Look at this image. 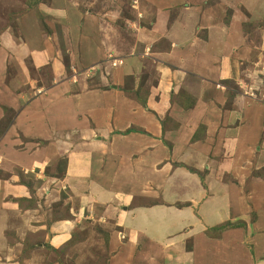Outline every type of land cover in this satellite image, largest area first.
Here are the masks:
<instances>
[{"label": "crops", "instance_id": "0c3cea01", "mask_svg": "<svg viewBox=\"0 0 264 264\" xmlns=\"http://www.w3.org/2000/svg\"><path fill=\"white\" fill-rule=\"evenodd\" d=\"M64 12L65 10H57L56 13L60 16L63 14L64 16L61 18L66 19ZM160 12L161 10L159 9V16H161ZM197 14L198 12H193L186 22L176 23L173 33L169 32L167 34L164 32L169 37L173 36L176 39H185L187 43H192L194 46L189 49L191 51H187L188 49H186L184 53L177 48L166 54L159 53L156 55L157 59H155L158 62H162V68L159 69L160 71L156 74L157 77L155 79V81H161L160 88L162 87V92L165 91L167 93L166 90L169 87L175 86L174 81H184L183 87L186 90L190 89V95L196 98L197 102L193 110L189 112H186L183 105L175 103L174 107L171 108L172 110L166 113V110H168L164 104L166 101L164 103H152L151 99L147 102L148 108L151 110L150 113L144 110L147 109L146 107L140 109L141 113H136L135 110L133 112L134 105L132 107H129V105L120 108L119 106L115 107L113 103L109 104V102L115 99V94L112 91H91L87 81L78 84L77 89H74V86L70 82H64L49 92L47 104L45 102L41 103L39 99H34L30 101L27 108H24L22 106L24 105V98L23 94H21L23 91L22 84L24 81H29L25 80L27 76L24 72V60L25 58L30 59L32 66L39 69L50 61L53 46L51 41H46L41 37L42 35L37 26L36 30H28L22 24L20 27L21 33L24 36L22 45H19L13 39L11 40L10 33H4L0 36V124L7 122L4 121L6 119V113L2 110L4 107L15 112L13 121L8 122L4 129L0 128V163L2 162L0 164V171L11 173L19 167L28 175L32 172L34 173L36 170H40L42 167L46 171L53 164V160H51L52 158L49 155L52 150L49 148L50 144H54L55 149L57 147L69 146L68 149L63 147L66 152H70L65 173V180L67 182H70L74 174H77L80 177V181H83L84 177L80 174L79 170L84 171L85 163L81 161V157L90 162L89 156L91 152H93L92 158L93 156H97V158H94V162L91 163L89 169L97 167L103 161L109 162L115 168L124 164L126 175H128V177H125L129 179L132 178L129 173H134V170L129 172V167L133 169L136 156L138 155L147 160V163L141 161L143 162V171L151 169L155 175H157L158 167L161 164H168L167 161H170V159H176L184 167L195 170L191 174L186 170L181 171L183 177L170 183L174 184L171 186V190L177 196L185 199L181 201V199L175 196L177 198L175 204H186L181 208H177V206L170 208L166 205L141 209L130 207L132 200L144 196L142 191L145 187V179L137 191H135L134 183L131 180L130 182L126 181L127 184L129 183V186L122 188L123 191L115 190L117 182H113L112 178L104 180L102 187L97 185L98 181L92 184L94 188L92 189L91 199L99 202V207L105 208L111 201H114V207L111 206L109 210L110 216H106L103 219L100 218L104 221L113 220L116 223L115 228H111V230L116 229V233L114 232L111 235L112 243H110L111 248H109L111 256L110 264H129L128 262L125 263V261L131 257L134 258L135 264H161L158 259L160 252L158 249H161V246L164 245H168L165 247L167 249L172 246V243H168L167 241H170L179 233L175 235L168 233L167 237L160 239V236H157L156 232L149 229L152 226L150 223L152 210L155 211V214L165 215L167 209V212L170 214L173 213V211H169L170 209H176L175 214L180 213V211L184 212L186 209H194V211H197V215H204L207 214V209L209 208L210 210L211 208L213 216L221 215L223 218L226 217V220L222 218L216 219L214 222L215 226L206 224L203 221V217L200 218L201 223H203V226L201 225L203 232L207 231V229L231 223L229 221L236 218H241L246 223L250 211L247 208L249 206L247 198L243 196V191L246 192L248 183L254 186L255 192L260 194L259 189L263 191V194H261L263 197H258L259 203L256 205L259 209L256 222L252 225L249 223L248 227L246 225V228L226 230L220 239L209 238L203 232L197 233L194 235L195 243L188 255L193 259L194 264H207V260L209 264H213L211 263L212 258H214L212 262L215 261V264H218L220 260L224 264H261L264 261V178L262 176V178L255 177L254 180H250L248 177L251 169L258 170L264 168V161H262L264 159V145L262 146L264 143V140L262 141V137L264 136V111L260 110L256 112L254 116L252 115L253 117H251L250 122L246 124V122L239 121L242 115L237 114L235 110L237 109V104H240L239 101H232L233 108L231 109L227 104L223 106L222 110L218 106H215L211 114L208 112V116L206 114L208 106L204 101L207 94H214L215 91L219 90L220 81H233L236 88L243 90L244 80L240 76L239 65L244 61H250V59L244 60L243 57H240L242 51H235L234 55L231 54L230 51L233 47L231 45L234 44V41H231L228 33V35H225V30L219 31V36H221L220 45L222 46L221 49H218L219 56H214L216 54L215 50L213 52L210 51V48L208 50L204 48L201 40H199L202 30L200 28L196 30L191 28L197 18ZM159 18L154 26L155 30L159 28ZM86 22V24L93 26V22ZM86 24L81 25V32H78L77 41L90 33V27ZM140 33H143V31L140 30ZM140 33H135V36L139 38V41H137L139 46L133 48L151 46L153 44L151 39H155V36H163V34L154 33L153 30L148 32L154 34L152 36H149L147 33L143 35ZM96 36L94 44L90 45L87 43L88 45H83V52L86 54L85 60L88 63L86 66L92 67V65H96L97 63L106 64V61L110 64L121 61L124 65L117 70H112V78L109 77L111 71L107 72L106 74L109 78L103 77L102 87H107L108 85L105 82L109 84L110 80L117 79L116 81L121 83L125 80V76L137 77V73L141 70H143V73L148 68L147 59L138 56H128L126 59L116 61L119 51L115 41H113V36L108 35L107 32L99 37L98 34ZM196 44L198 45L197 48ZM142 49L144 47L141 48V51ZM260 49V52H257V56L250 54L248 50H243V55H249L250 58L254 59V70L250 71L252 73L250 75L251 78H254L256 74L263 75L262 77H264V43ZM202 52H204L203 55H201ZM224 55H227V58H224ZM56 69H60V67L57 65L54 70L56 71ZM57 71L58 73L61 72V70ZM57 71L56 73L54 72L55 76L58 74ZM251 84L252 88L257 89L256 95L264 91V81H251ZM183 87L181 88L183 89ZM114 91L117 92L116 90ZM176 91L178 93L181 92V90L177 89ZM224 98L226 99L227 96H224ZM212 102L214 101L211 100L209 103ZM50 104H65V107H69V110L62 109L63 111L60 114H63L64 123L61 126H56L57 130H52L50 127L53 121V118H50L52 115L51 109L48 108ZM72 105L75 106L74 109H72ZM46 108H48V112ZM47 115L49 116L48 121ZM39 117H42V120ZM167 117L168 120L165 124L169 121L168 126L174 125L178 130L171 128H165L164 130L161 121H164ZM33 118H37L38 120L36 132L29 129ZM191 119L196 124H200L202 121L206 122L208 129L206 139L196 143L192 142L194 128L191 127ZM22 120H27V122L23 125ZM215 135L218 136L223 144L222 147L219 146L222 149L218 151L214 150L213 146L215 142L213 136L215 137ZM22 136L32 140L34 142L32 144L33 148L37 147V149L19 150L20 143L18 138ZM57 136H66L65 140L69 142L64 143V141L63 145V143L61 144L56 139L47 145L50 140L54 137L57 138ZM28 150L30 151L28 152ZM100 150L110 151V154L106 155L107 159L104 160L105 155L101 154ZM80 152H87V154L83 155ZM157 155H160V157H157ZM220 155L223 158L222 161L218 159ZM196 173H204V181L200 180V176ZM111 176L113 177V175ZM226 176H229L228 181L224 180ZM177 182L182 186H179ZM4 183L8 190V186L11 183ZM234 183H237L238 186ZM14 188L11 190L13 197L22 193V188L19 186H15ZM86 199H88V196H86ZM86 204L85 201L81 200L82 212L84 214L79 213L77 218L74 217L75 221L61 220V222H54L51 225L48 224L34 231H47V237L45 242H38L44 244L37 246L36 251L39 252L34 253L32 263L43 264L49 260L48 258L51 254L58 259L54 264H61L62 260L67 264L71 262L74 264L79 260L93 259L92 250L94 247L87 246L88 244H78L64 249L73 235L78 232L79 223L83 222V225H85V222L91 219L92 215L86 209ZM9 205L13 207L10 208L12 214L16 215L21 212L13 203ZM37 212L25 210L20 215V218L27 220V223L29 222L32 225L34 218L39 217ZM3 213L4 218L0 219V246H3L4 251L0 259H4L0 263L18 264L17 258L20 256L22 250L21 244H18V247L12 246L7 237H4V231L8 227L11 230L10 232L15 230L17 236L21 240H25L27 237L26 233L29 230H26L24 224H22L23 226L14 228L9 216L5 215V213H10L7 210H4ZM38 220L35 222L40 223L41 221ZM178 222L180 223L179 220ZM161 224L164 226L165 223ZM170 226L174 228V226ZM152 227L153 229H157V227ZM202 234L205 238L203 237L204 239L200 240L198 237ZM126 238H130L127 243H125ZM203 243H210L211 247L213 244L214 248L216 246L228 249V253L224 257L219 252L214 253L211 251L206 256L207 251L202 249ZM246 243L253 244H251L252 254L250 250L246 249ZM259 243L261 246H258ZM232 244L235 247H241L243 250L236 249L238 250L237 254L234 253L232 255V252H230ZM122 246L125 247V253L121 252L117 256ZM256 246H258V250ZM59 251H62L64 255H57ZM155 253H157V256H154ZM47 254L49 255L46 258Z\"/></svg>", "mask_w": 264, "mask_h": 264}, {"label": "rangeland", "instance_id": "374dc122", "mask_svg": "<svg viewBox=\"0 0 264 264\" xmlns=\"http://www.w3.org/2000/svg\"><path fill=\"white\" fill-rule=\"evenodd\" d=\"M159 9L161 10V16H159ZM57 10H65L64 14H66V19L61 18L64 15L62 14V16H60L56 13ZM193 12H198V14L191 28L193 30L197 28L202 30L199 40H201V43L204 45L203 47L207 50L209 48L211 49L210 51L214 52L215 50V57L219 56L218 49L222 48L220 45L221 36H219V31L222 32V30H225V35H230L232 42L234 41L230 51L232 55H234L235 51H242L240 54L243 55V50H248L250 54L255 56L258 55L257 52H260V48L264 43V0H0V36L4 33H10L11 40L13 39L19 45H22L24 38L20 29L22 24L24 27H27L28 30H36L37 26L42 35L41 37L46 41H51L53 46V53L51 54L50 61L39 69L34 68L30 59L25 58L24 72L27 76L25 80L29 81H24L22 84L23 91L21 94H23L24 98V105L22 106L27 108L30 101L34 99H39L41 103L45 102V104H47L49 92L64 82H70V84L74 86V89H77L78 84L87 81L91 91H112L115 94V99L109 102V104L113 103L115 107L119 106L120 108L128 105L132 107L134 105L133 112L135 110L136 113H141L140 109L146 107L147 109L144 110L150 113L151 110H149L147 102L151 99L152 103H164V101H166V103H164L165 108H168L166 113L172 110L171 108L174 107L175 103L183 105L186 112L192 111L197 100L190 95V89L186 90V88L183 87L184 81H174L175 86L170 85L171 87L166 90L167 93L165 91L162 92V87L160 88L161 81H155L157 77L156 74H158V71H160L159 69L162 68V62H158L155 59H157V54H166L177 48L184 53L186 49H188L187 51H191L189 49L194 46L192 43H187L185 39H176L173 36L169 37L164 32L167 34L169 32L173 33L175 29L174 25L178 22H186ZM158 18L160 19V25L159 28L155 30L154 26ZM86 21L93 22V26L86 24ZM82 24L89 25L91 31L87 36L77 41L78 32L81 30ZM140 30H142L143 33H140ZM151 30L159 35L163 34V36H155V39H151L153 42L151 46L133 48L139 46L137 42L139 38L135 36V33H140L142 35L147 33L149 36H152L154 34L148 33ZM106 32L108 35L113 36V41H115L117 45L119 53L118 57H116V61L126 59L128 56H138L147 59L148 68H146L143 73V70L137 73V77L125 76V80L121 83L116 81L117 79L113 81L110 80L109 84L105 82L108 85L107 87H102L103 77H108L106 73L111 71L109 77L112 78V70L114 71L123 67V62L119 61L118 63L114 62L110 64L106 61V64L97 63L96 65H92V67H88L86 66L88 63L85 60L86 54L83 52V45L87 43L90 45L94 44L97 38L96 34H98L99 37ZM143 47L144 49L141 51ZM197 47L198 45L196 48ZM203 54L204 52L201 53V55ZM242 55H240V57H243L244 60L247 58L250 59V61L241 60L244 62L239 65V70L241 71L240 76L243 78L242 80H244L243 90L236 88L233 81H220L219 90L215 91L214 94H207L204 100L208 106V110L206 111L207 116L208 112L209 114L213 112L215 106H218L221 110L226 104L230 106V109L233 108L231 102L234 100L240 102V104H237V109L235 110L237 114L239 113L242 115L239 121L243 123L246 122V124H248L251 117H253L256 112L260 110L264 111V91L256 95L257 89L251 87V81H264V77H262L263 75L256 74L254 78H251L250 75L252 73L250 71L254 70V59L250 58L249 55ZM184 56L186 57L185 54ZM224 58H227V55H224ZM109 64L110 66H108ZM57 65L60 69H56V71L61 70V72L58 73L57 71L58 74L55 76L56 71L54 68H56ZM181 87H183V89ZM176 89L181 90V92L178 93ZM224 96H227V98L225 99ZM211 100L214 102L209 103ZM64 105L50 104V107H48L52 112L50 116L51 119L53 118L50 124L52 130H57L55 127L61 126L64 123L63 114L60 113H62L63 108L69 110V107H65ZM48 108H46L47 112ZM74 108L75 106L72 105V109ZM2 110L6 113V119L4 121L7 122L1 123L0 128L4 129L8 122L10 123L13 121L15 112L5 107ZM48 117L47 115V121ZM39 118L42 120V117ZM167 119L168 117L165 118L164 121H161L164 129L171 128L173 130H178L174 125L168 126L169 121L167 124H164ZM191 120L193 121V123L192 121L190 123L192 124L191 127L194 128L192 142L196 143L206 139L208 130L206 122L204 123L202 121L200 124H196L193 119ZM37 121V118L32 119L29 126L30 130L36 132ZM26 122L27 120H22L23 125ZM91 128L93 127L91 126ZM65 137L66 136L54 137L47 145L56 139H58L61 144L64 141V143L69 142L65 140ZM213 138L215 139L213 144L214 150H221L223 144L218 136L215 135ZM263 140L264 136L262 137V141ZM18 141L20 143L19 150L23 151L29 148L31 150L33 148L32 144L34 142L26 137H19ZM263 145L264 143L262 146ZM63 147L69 148V146ZM63 147H57L55 149L54 144H50L49 148L52 150L49 155L52 158L51 160H53V164L46 171L42 169L43 167L40 170L35 169L36 171L34 173L32 172L33 174L30 173V175L26 174L20 167L16 168L14 172L11 173L0 171V219L2 220L4 218L3 211L7 210L10 214L5 213V215L9 216L14 228L23 226L22 224H24L26 230H29L26 233L27 237L25 240H21L19 236H17L15 230L10 232L11 230L8 229V227L4 231V237H7L12 246L18 247L17 245L21 244L22 250L20 256L17 258L18 264H34L32 263L33 255L35 252H39L36 251L37 246L39 244H44L38 242L46 241L47 231H34L48 224L51 225L54 222H61V220L75 221L76 219L74 217L77 218L79 213L84 214V212H82L81 200L87 203L85 207L89 214L92 215L90 217L91 219L85 222V225H83V222L79 223L78 232L73 235L64 249L85 243V245L88 244L87 246L94 247L92 250L93 259L87 258L79 260L74 264H110L111 256L109 248H111L110 243H112L111 235L114 232L116 233V229L111 230V228H115L116 223L113 220L104 221L101 219L110 216L109 210L111 206L114 207V201H111L109 205L103 208L99 207V202H95V199H91L92 189L94 188L92 184L96 181H98L97 185L102 187L104 185V180L112 178L113 182H117V188L115 190L123 191L122 188L129 186V183L127 184L126 181L130 182L131 180L132 183H134L135 191H137L138 187H140V184H142L145 179L146 183H144L145 187L142 191L144 196H141L143 198L140 197L139 199L133 198L134 200H132L130 204V207L133 209L155 208L165 205L170 208L175 206L181 208L186 205L180 203L175 204L177 201L175 196L177 195L171 190V186L174 184L170 183L183 177L181 171L186 170L191 174L194 173L195 170L184 167V165L179 163L176 159H170V161H167L168 164H161L156 172L157 175H155L153 174L154 171H151V169L143 171V162L141 161L147 163V160H144L138 155L136 156L133 169L129 167V172L134 170V173H129L130 177H132L129 179L126 178L128 175H126L124 164L115 168L109 164V162L103 161L102 164L97 165V167H91V169H89L91 163L94 162V158H97V156H93L92 158L93 152H91L89 156L90 162L81 157V161L85 163L84 171L79 170L80 174L84 177L83 181H80V177L74 174L70 182H67L65 180V173L70 152H66ZM33 149L35 150L37 147ZM30 150H28V152ZM53 150L54 152L52 153ZM109 152L110 151L106 150L101 151V154L105 155L104 160L107 159L106 155H109ZM80 153L83 155L87 154V152ZM82 154L81 156H83ZM157 157H160V155H157ZM218 159L219 161L223 160L221 155ZM262 161H264V159ZM0 164H2V162ZM196 174L200 176V180L204 181V173ZM111 175H113V177ZM262 176L264 178V168L258 170L253 168L250 170L248 177L250 180H254L255 177L262 178ZM224 180L228 181L229 176H226ZM4 182L11 183V185L8 186V190ZM177 184L182 186L178 182ZM234 184L238 186L237 183ZM248 185L246 192L243 191V196L247 198V204L249 206L247 208L250 211L246 222L247 224L241 220V218H236L229 221L235 227L246 228V225L248 227L249 223L251 225L254 224L257 219L259 209L256 205L259 203L258 197H263V195H261L263 191L259 189V194L255 192L253 185V187L250 183H248ZM15 186L22 188V193L13 197L11 190L15 189ZM86 196H88V199H86ZM177 197L181 199V201L185 200L181 196ZM11 203H13L16 208L20 209L21 212L16 215L12 214L10 208L13 207L9 205ZM25 210L38 211L39 217L34 218L32 225H30L29 222L27 223V220H22L20 218V215H22V212ZM152 211L150 223L152 226L157 227V229H153L152 226H150L149 229L156 232V235L160 236V239L167 237L168 233H171V235L179 233L173 237L174 241L173 239L167 241L168 243H172V246L167 249L165 247L168 245H164L161 246L162 250L158 249L160 250L158 259L161 264H194L193 259L188 254H190L189 252H191L195 243L194 235L203 232V223H201L200 218L203 217V221H205L206 224H211L213 226H215L214 222L216 219L222 218L226 220V217L223 218L221 215L213 216L211 208L210 210L208 208L207 214L204 215H197V211H194V209H186L184 212L180 211V213L177 214H175L176 209H170L169 211H173L171 214L167 212V209L165 215L159 213L155 214V211ZM138 214L140 213L138 212ZM36 220L41 222L37 223L35 222ZM198 221L200 222L198 223ZM161 223H165L164 226ZM170 225L174 226V228ZM230 229L233 228H228V230ZM205 232L206 231L203 233L205 234ZM250 234H252V232H250ZM203 237L205 238L202 234L198 238L202 240L204 239ZM129 240L130 238H126L125 243L129 242ZM246 244V249L250 250L252 254V243ZM46 246L50 249L48 245ZM258 246H261V244L259 243ZM258 246H256L257 250ZM124 248V246L120 248L117 256H119L121 252H123V254L125 253ZM202 249L207 251L206 256H208L211 251L214 253L219 252L224 257H226L228 253V249L222 247L218 248L216 246L214 248L213 244L212 247L210 246V243H203ZM236 249L243 250L241 247H235V245L232 244L230 247L232 255L234 253L237 254L236 252H238V250ZM3 251V246H0V257H2ZM48 255L49 254H47L46 258ZM57 255L63 256L64 253L59 251ZM155 255L157 256V253H155L154 256ZM3 259L4 258H1L0 261ZM48 259L49 260L43 264H54V262L58 260L53 254H51ZM213 259L214 258H212L211 263L215 264V261L212 262ZM61 262V264H67L63 262V260ZM126 262L135 264L133 257L126 260L125 263ZM206 262L209 264L208 260ZM69 264H73V262ZM218 264L224 263L220 260ZM261 264H264V261L261 262Z\"/></svg>", "mask_w": 264, "mask_h": 264}, {"label": "trees", "instance_id": "16d2710c", "mask_svg": "<svg viewBox=\"0 0 264 264\" xmlns=\"http://www.w3.org/2000/svg\"><path fill=\"white\" fill-rule=\"evenodd\" d=\"M168 120V119H167ZM166 120V121H167ZM166 121L164 122V124L166 123ZM165 130V129H164ZM228 228H233V229H237V228H242V227H235L233 226V224L231 223H226L224 225H221V226H218V227H214V228H211L209 230H207L205 232V235L209 238H212V239H220L222 237V234L228 230Z\"/></svg>", "mask_w": 264, "mask_h": 264}]
</instances>
